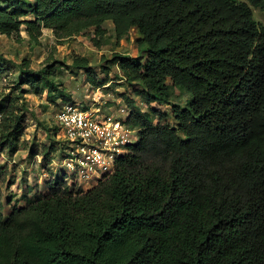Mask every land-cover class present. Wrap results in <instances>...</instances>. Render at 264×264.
Wrapping results in <instances>:
<instances>
[{"label":"trees","instance_id":"16d2710c","mask_svg":"<svg viewBox=\"0 0 264 264\" xmlns=\"http://www.w3.org/2000/svg\"><path fill=\"white\" fill-rule=\"evenodd\" d=\"M0 1V34L20 40L23 25L40 44L43 28L59 42L92 28L100 47L111 21L116 42L135 29L144 52H113L100 66L107 75L117 63L136 85L121 97L137 141L87 190L51 172L43 194L6 216L0 194V264H264V24L253 16L264 17V0ZM64 66L49 55L41 69L24 65L25 78L55 102ZM71 66L93 87L105 83L86 57ZM175 89L189 95L184 104L169 103ZM136 97L150 108L131 109ZM164 104L170 112L151 107ZM22 118L4 94L1 147Z\"/></svg>","mask_w":264,"mask_h":264},{"label":"rangeland","instance_id":"374dc122","mask_svg":"<svg viewBox=\"0 0 264 264\" xmlns=\"http://www.w3.org/2000/svg\"><path fill=\"white\" fill-rule=\"evenodd\" d=\"M0 4L2 5L1 1ZM253 16L257 22L264 24V17L257 9L253 8ZM104 27L107 32L100 47L93 45L90 40L92 28L61 42L57 40L51 29L43 28L39 38L40 44H34L28 40L23 25L20 27L22 37L20 40L16 39L15 35L0 34V93H2L0 99L6 93L8 97H16L18 107L23 111V128L20 134L15 137L11 146L1 147L0 145V169H4L7 173L0 178L3 216L7 215L13 203L23 205L31 197L40 196V192L46 189L45 183L50 178L51 172L54 176L65 180L61 173H56L55 168L49 166L41 156L48 145H51L54 140H59L57 135L60 132L57 130L55 135L53 133L56 130L54 115L60 103L73 102L84 107H96L100 109V112L107 114L111 110V102L125 103L121 94L129 93L133 96L132 88L136 85L119 80L123 77L118 74L117 63L108 62L110 70L107 75H104L100 66L107 63L106 59H109L113 52L139 56L143 60L144 52L136 47L135 42L138 33L135 29H131L127 38L116 42L112 22L106 21ZM49 55L67 65L57 70L53 76L57 88L55 94L61 97L55 102L49 100L46 89L38 92L25 78L24 65L28 64L34 70L41 69L45 66ZM75 55L86 57L101 80L106 77L105 87L102 85L93 87L86 81L84 70L71 66ZM95 88H99V91L95 90L94 95ZM37 89H40V86H37ZM106 91L110 93H105ZM98 95H101V98L98 99ZM188 96L186 92L175 89L169 103L184 104ZM94 98H97L99 102H96ZM135 100L136 104L131 106V109L138 107L147 111L150 108V105L141 102L138 97ZM151 107L162 108L166 112L171 111L167 104ZM36 154L41 159L40 165L34 157Z\"/></svg>","mask_w":264,"mask_h":264},{"label":"built area","instance_id":"2783aa9c","mask_svg":"<svg viewBox=\"0 0 264 264\" xmlns=\"http://www.w3.org/2000/svg\"><path fill=\"white\" fill-rule=\"evenodd\" d=\"M98 89H93L94 95ZM97 98L94 99L99 102ZM95 108L63 102L54 115L56 130L53 134L57 130L60 133L59 140L51 143L53 150L48 165L61 173L69 186L81 190H87L112 173L117 157L138 138L137 129L126 122L130 106L114 101L107 114ZM34 157L40 165L39 155Z\"/></svg>","mask_w":264,"mask_h":264},{"label":"crops","instance_id":"0c3cea01","mask_svg":"<svg viewBox=\"0 0 264 264\" xmlns=\"http://www.w3.org/2000/svg\"><path fill=\"white\" fill-rule=\"evenodd\" d=\"M117 69L119 70L118 67H117ZM118 74L121 75V71H120V70L118 71ZM119 80H123V78H120ZM116 81H117V80H116ZM102 86L105 87L104 84H103ZM102 90H103V89H102ZM98 91H99V90H98ZM105 93H110V92L106 91ZM111 104H114V103L111 102ZM14 161H15V160H13V162H14ZM47 180H48V179H47ZM47 180H46V181H47ZM45 186H46V183H45ZM46 190H47V188H46L45 190H42L40 193L43 194ZM36 195H37V194H36ZM35 197H36V196L31 197V199H32V198H35Z\"/></svg>","mask_w":264,"mask_h":264}]
</instances>
